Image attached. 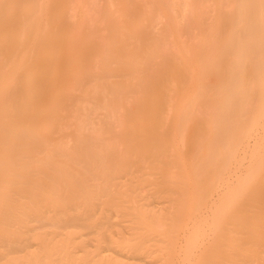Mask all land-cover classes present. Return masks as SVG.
I'll list each match as a JSON object with an SVG mask.
<instances>
[{"label": "bare ground", "instance_id": "1", "mask_svg": "<svg viewBox=\"0 0 264 264\" xmlns=\"http://www.w3.org/2000/svg\"><path fill=\"white\" fill-rule=\"evenodd\" d=\"M59 1L24 0L36 7L34 15L0 23L4 37L14 29L17 33L7 55L0 50V149L11 153L0 158V176L5 179L0 183V241L14 243L20 236L15 225H26V216L43 212V207L81 203L85 209L96 198H116L110 182L135 165L160 174L156 185L172 186L179 197L175 216L192 212L200 200V183L219 176V162L226 161L239 138L264 115V0H235L190 45L179 40L170 23L174 51L166 52L158 49V40L151 44L144 35L128 38L125 17L135 6L120 2V19L108 18L111 34L102 44V74L92 87L110 93L120 130L114 122L119 131L106 141L95 135L99 142L77 133L72 147L67 141H49L57 122H39L38 109L46 103L45 80L23 85L18 73L27 61L39 59L43 78L51 80L50 86L62 84L67 98L90 73L73 47H62L63 22L73 35L88 31L84 23L60 19ZM156 1L172 19L171 2ZM126 92H133L134 100L125 97L131 104L122 107ZM60 101L55 97L50 103ZM64 101L61 108L68 115L70 101L73 105L76 98ZM213 217L214 240L195 264H234L242 257L264 263V154L250 175L226 194ZM138 222L146 228L144 215ZM65 246L63 264H76ZM52 250L44 246L42 251H28L25 264H52ZM98 258L95 264L119 263ZM5 259L1 264H20L15 256ZM82 260L88 262L87 257Z\"/></svg>", "mask_w": 264, "mask_h": 264}, {"label": "rangeland", "instance_id": "2", "mask_svg": "<svg viewBox=\"0 0 264 264\" xmlns=\"http://www.w3.org/2000/svg\"><path fill=\"white\" fill-rule=\"evenodd\" d=\"M169 1L172 19L164 11L163 5L156 0L59 1L57 10L60 11L62 17L60 19L84 23L81 25L88 31L87 34L73 35L63 22L60 32L62 47H73L74 50H71L73 53H79L80 60L90 68V73L74 87L72 97L67 98L61 91L62 84L50 86L51 80L43 78L42 62L39 59L27 61L19 69L23 85L35 86L44 80L47 84L44 96L46 103L43 107L40 106L38 112L42 126L49 121L58 124L49 141H67L69 147H72L77 133L99 142V139L106 141L107 137L115 135L120 130L118 117L111 110L112 99L111 95H108L110 93L92 88L102 74V44L103 40H106L104 38L111 34L108 18L120 19V2H128L135 6V12L125 17V32L128 38L132 36V39L136 37L139 39L144 35L151 44L153 40H158L160 43L158 49L166 52L168 48L172 50L174 46L170 23L175 30L177 29L179 40L190 45L196 35L201 34L205 30L204 27L215 20L219 11L230 9L235 0ZM35 11L36 7L24 0H0V23H7L11 18H17L22 14L34 15ZM10 33L8 37H4L5 30L0 25V50L6 55L14 45L16 29ZM157 36L163 37L159 39ZM93 39L99 41L95 42ZM162 39L163 42L160 41ZM2 59L3 56H0V61ZM118 78L113 76L112 80ZM131 94L134 95L133 92ZM131 94L130 92L123 94L122 107H127L131 104L130 100L131 102L134 100ZM55 97L61 99L60 103H50ZM125 97L127 100L130 99L129 102ZM73 98H76V103L72 105L70 101V113L67 115L66 110L61 108L62 103ZM114 122L117 123L116 127L119 130L115 128ZM246 132L239 138L233 151L228 152L226 161H220L217 165L219 176L200 183V200L192 212L175 216L179 197L172 186L156 185V181L162 180L160 174H155L148 166L135 165L129 173L122 174L110 182L109 187L116 193V198H96L93 204L85 209L83 204L78 203L67 208L43 207V212L39 214H28L26 225H15L20 236L14 243L0 241V250L3 254L0 257V264L6 261V255L15 256L20 264H25L28 251H42L44 246L53 248L52 264H63L67 260L66 244L76 264H81L84 257L88 259L85 264H95L99 255L119 260L116 264H195L201 250L214 240L216 225L213 214L217 207L226 194L250 175L257 159L264 154V115L260 116ZM97 134L99 139L95 136ZM9 157L11 153L1 148L0 158ZM4 182V177L0 176V183ZM108 199L112 202L115 200V203L109 202ZM87 209L88 211L84 213ZM141 212L146 219V228L138 222L143 216ZM69 231L73 233L68 235ZM141 236L142 239H139ZM138 243L142 246L136 247ZM126 245L132 248L125 247ZM234 264L260 263L258 260H244L242 257L236 259Z\"/></svg>", "mask_w": 264, "mask_h": 264}]
</instances>
